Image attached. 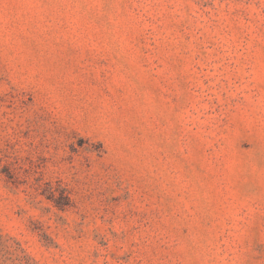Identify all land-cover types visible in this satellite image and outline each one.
<instances>
[{"label": "rangeland", "instance_id": "1", "mask_svg": "<svg viewBox=\"0 0 264 264\" xmlns=\"http://www.w3.org/2000/svg\"><path fill=\"white\" fill-rule=\"evenodd\" d=\"M0 264H264V0H0Z\"/></svg>", "mask_w": 264, "mask_h": 264}]
</instances>
